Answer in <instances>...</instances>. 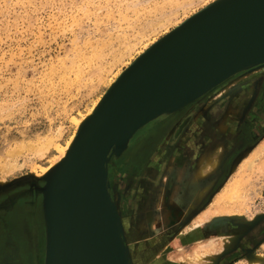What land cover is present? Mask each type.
<instances>
[{
	"label": "rangeland",
	"instance_id": "374dc122",
	"mask_svg": "<svg viewBox=\"0 0 264 264\" xmlns=\"http://www.w3.org/2000/svg\"><path fill=\"white\" fill-rule=\"evenodd\" d=\"M179 1L0 0V168L14 163L12 169L6 172L0 169V196L7 192L1 198L0 205L13 191L10 190L15 183L17 187H24L15 190L22 192L20 195L30 193L26 189L27 184L19 183L21 179L30 177L32 181L42 183L39 180L41 177H36L34 172L38 165H48L57 155L52 144H64L69 139L75 130L72 118L89 111L110 80L137 56L143 45L161 38L184 17L201 10L213 0H196L163 26H155L176 6L173 2L180 3L182 0ZM146 26H154L156 31L138 39L139 31L148 29ZM125 43H134V49L123 58L124 61L115 64L114 54L123 51ZM194 102L152 124L121 156L111 158L108 163V178L118 196V211L128 234V247L134 252L133 258H130L131 264H191L189 259L195 252L216 258L215 264H234L239 260L248 264L251 253L264 259V234L256 232L264 228V175L257 168L264 160V152L257 165L255 163L254 167L246 170V207L240 214L224 216L223 210H216L211 205L215 193L225 183L223 181L212 190L224 154L222 142L215 146L216 143L208 140L207 135L203 137L210 146H202L201 149H215V155L220 156L219 165L208 175L207 180L211 181V185L197 200L192 211L185 212L187 205L169 203L175 176L171 168L173 163L170 162L171 167L168 166L169 157L174 149L176 151L182 146L181 141L189 132L194 118L185 131L176 129L177 132L171 131L168 136L167 133L176 125L171 117ZM225 117L222 119L225 124L234 121L231 119L233 116L229 119ZM215 123L214 127L217 125ZM152 128L154 130L150 134ZM49 136L55 141L42 155L43 158H39L31 150L32 146ZM256 147L245 148L226 178L234 175L239 160L248 158ZM191 149L186 159L190 164L195 159L194 146ZM155 186H161L157 193ZM7 187L10 188L2 192ZM35 196L41 204L40 194ZM17 199L13 204L0 208L14 206ZM160 216H166V221H160L158 226L156 220ZM42 225L44 229L43 221ZM190 231H194V234L197 232L199 236L194 238V243L182 242ZM227 235L234 236L232 244L228 239V247L222 239ZM44 241L45 236L38 264H43ZM9 243L2 255L11 252V256L7 259L0 255V264H22V254L18 251L20 258H16L12 251H16L17 246ZM226 258L230 259L226 262ZM194 264L208 263L202 259L194 261Z\"/></svg>",
	"mask_w": 264,
	"mask_h": 264
},
{
	"label": "water",
	"instance_id": "95a60500",
	"mask_svg": "<svg viewBox=\"0 0 264 264\" xmlns=\"http://www.w3.org/2000/svg\"><path fill=\"white\" fill-rule=\"evenodd\" d=\"M263 64L264 0H217L152 45L110 89L46 189L43 264H131L107 193L108 163L129 144L114 143Z\"/></svg>",
	"mask_w": 264,
	"mask_h": 264
},
{
	"label": "bare ground",
	"instance_id": "6f19581e",
	"mask_svg": "<svg viewBox=\"0 0 264 264\" xmlns=\"http://www.w3.org/2000/svg\"><path fill=\"white\" fill-rule=\"evenodd\" d=\"M195 1L196 0H182L180 3L173 2V4L176 3V6L173 7V10L169 14H165L161 18V21L160 22L158 20L159 25H156L157 23L154 24V25L155 26H161V25L163 26L166 22L170 21L172 19V17H174L175 15H177V13L180 12V10L181 11L184 10V8L186 6L188 8V6H189L190 3L191 4L192 3H196L199 0H197L196 2ZM216 1L217 0H213L211 2H208L201 10H203V9L207 8L208 6L214 4ZM221 1L222 2H227L229 0H221ZM199 11L200 10H198V11L192 13V14L188 11L191 15L190 16H187V14H186L187 17L186 18L184 17V19L182 21H180V23L176 24L175 27L173 29H171L168 33L172 32L175 28L179 27L181 24H183L186 21H188L189 19H191ZM146 27L148 28V26H146ZM154 30L156 31V29H155L154 26H151L148 29H144L143 31H139L138 30L139 32H141L139 34V38L138 39H142L145 36V34L148 35V33L152 32V31L154 32ZM168 33L164 34L161 38H163ZM161 38L154 39L153 41L151 40L152 42L150 41L151 42L150 44L147 43L145 46L143 45L144 48L143 49L141 48V51H138L139 53L137 54V56H135L133 58V60H131L122 70H120L119 72L117 71L118 73L114 76V78L112 79V81L110 80L109 85L104 90V92L100 95V97H97L98 99L93 103V105L91 104V107L89 108V111L86 112L85 114L79 115V117L74 116L72 118V121L71 122L74 124L75 130H73L74 132L72 133V135H70L69 139L64 144H60V143H57V142L56 143H53V141H55V140L49 136V138H44V139L38 140L37 143L32 146V149L31 150H34L33 152H35L37 154V156H39V158H43L42 155L50 149L49 147H50V145L52 143H53L52 144V148L57 153V155L53 159L50 160V163L48 165H46V166L38 165V169L37 170L34 169L35 170L34 175L36 177H38V178L39 177H44V180L42 181V183L40 182V184H39V183H37L35 181H32V179H30V177L29 178H23V179L20 180L21 183L27 184V186H28V187H26L27 191H29L30 193H35L34 195H39L40 194V196L42 197L41 198V204H39L40 207H39L38 211L41 210V216L42 217L39 216V219H42L43 224H44V217H43V215H44V210H45L43 208L44 205H45V202H43V197L46 196V194H45L46 189L51 184L52 179L54 178L55 174L60 170V168L62 167V165L64 164V162H66L68 156L70 155V153L72 152V150L74 149V147L76 146V144L78 143V141L80 140V138L82 136V133L84 132V130L87 127V125L89 124V122L92 120V118H94V116L99 112V110L101 109V107L105 103V101H106V99L108 97V94H109L110 89L114 86V84H116V82L122 77V75L128 70V68L130 66H132L137 60H139L150 49V47L152 45L156 44ZM130 42H132V41H129L128 43H130ZM132 44L133 45L126 44L123 51L120 52V50H119V52H120L119 54H116V55L114 54V57H113L114 60H113V62L115 64L120 63L126 55H128V54H130L132 52V50L134 49V43H132ZM262 66H264V64ZM221 91H222V89H221ZM205 105H206V103H205ZM234 111H236V109H231L230 108L228 114L231 115L232 113H234ZM225 113H226V111H225ZM199 116H201V115L199 114ZM199 116H196L195 119L193 120V122H191L192 125H191V127L189 129V132L187 133L186 137H184L182 139V141H181L182 147L180 146V149H176V151L174 149L173 150V154L169 157V161H168V166H170V167H171L170 162L173 163V166L171 168L173 169L174 175H175L174 176V182H173V188H172V192H171V197L169 198V203L171 202L172 204L179 206V201L180 200H183L184 197L188 198V201L186 203L187 207L185 208V212H186V210L187 211H192L194 209L195 204L198 203V201L201 199V197L205 193V190L209 187V185H211V181H208L207 180L208 179V175L211 174L215 170V168H217V166L220 163V156H216L215 155V153H216L217 150L212 149V148L211 149L209 148V149L202 150V152L200 154H199V152H200L199 151L198 152L199 155H198L197 159L194 161V163H191L190 164V162H188L186 160L187 157L190 155L189 150L191 149V147H190L191 146V143H193L196 140V136L194 134H195V131L197 130L196 128L198 127V123H195V120H196V122L197 121L199 122L200 119H196ZM163 117L164 116H162V115H157L156 117H152L151 119H148V121H144L143 123H140V125H136L137 127H133L134 128V129L132 128L133 131L128 134L131 137H129L128 135H126V136L120 138V140L116 141L114 143V150L117 147V145L120 144L121 142H128V144L130 145L134 140H136L146 130H148L149 127L151 128V125L152 124L155 125L156 122L158 123L159 121H162V118ZM230 124L229 125H228V123L225 124L224 123V120L219 121L218 124L216 125L217 126V133L219 131L220 133H222V132L228 133V135H230V136L233 135V133H234V130L233 129H234V126H235V122L234 121H231ZM135 131H137L136 132L137 135L135 136V134H136L135 133L133 135L135 137H133L132 134ZM169 134L170 133H168L167 136ZM218 145H219V142L215 146H218ZM256 145H257V147L254 149V152L248 158L246 157L245 159L239 160L240 163L238 165H236L237 168H236V172L234 173V175H232L230 177L228 176L229 178H226L225 179V183L215 193V196H214V198H213V200L211 202V205H213V207L216 210H223L224 211L223 213L225 214L224 216H226V215L227 216H235V215H238V214L241 213L242 210H244V207H246L245 206L246 200H245V193H244V186L248 182V177H247L246 170H247V168H251L253 165L255 166V163L257 165V162L259 161V158L261 157V155L264 152V140L261 143L256 144ZM255 146H251V148H253ZM27 148H28V144H27ZM219 148H220V146H219ZM218 150H220V149H218ZM111 151H112V149L110 150V152ZM12 164L14 166V163H12ZM12 164L9 163L7 166L2 167L0 169L1 170H4V171L5 170L12 169V167H13ZM257 168H258V172H262L261 174L264 175V160L261 161L258 164V167ZM160 187L161 186H155V188H154L155 192H156V190L159 191V189H161ZM8 189H9V187L3 189L2 192H5ZM107 191H108L107 192L108 193V197L110 199V206L112 205L111 207H114V208L118 209V204H119V202H118V196H117V194L115 192L114 186L112 187V189H108ZM21 193L22 192H20V191H13V192H11L6 199L4 198L5 201L1 203L0 207H3V206L5 207L7 205L13 204V202L15 201V199H17L20 196ZM202 215H204V213ZM160 221L164 223L166 221V216H163V217L160 216V218H157L156 223H158V226H160L159 225L160 224ZM153 225H154V223H153ZM0 226H1V224H0ZM122 226H123V228H122L123 237H124V240H125V245H126L127 250H128V255H129L130 258H133L132 253H134V252H133V250L130 247H128L129 244L127 243V239H126V235H128V234L125 232L123 222H122ZM193 226H194V224H193ZM1 227H0V229H2ZM8 231H7V234H6L7 235L6 241H7V243H9V242L12 243L13 242V236H12L13 233L11 234ZM10 231H12V229ZM1 232H2V230H1ZM15 232L17 233V231H15ZM44 236H45V228H44ZM194 237H195L194 236V231H190L188 233V235L185 236L184 240H182V242L194 243ZM175 238H177V237H175ZM219 239H220V237H219ZM222 239H223V244L228 247V245H229L228 244L229 243L228 242L229 241L228 239H230V244H232V242L234 240V236L233 235H227V236L222 237ZM44 245H45V243H44ZM203 246H207V245H203ZM209 247H211V246H209ZM222 247H223V245H222ZM16 248H15L16 251H12V252L15 254V257L16 258L17 257L20 258L19 253H18V246ZM220 250H218V251H220ZM223 250H227V249H223ZM3 256H6V258L9 259V257L11 256V252L9 254H7V255L6 254H3L1 257H3ZM208 256L205 253H202V252H195L193 254V257L191 259H189V260L191 261V264H194V261H198L199 262V260H202V259H206V261H207L208 264L209 263L210 264H215L216 263V258H209ZM260 256L259 255H253L251 253L250 255H248V260H249V263L248 264H263L264 263V259H263V257L260 258ZM134 258H136V257H134ZM43 260H44V251H43ZM234 264H243V263L239 260V261L235 262Z\"/></svg>",
	"mask_w": 264,
	"mask_h": 264
},
{
	"label": "flooded vegetation",
	"instance_id": "af4514ba",
	"mask_svg": "<svg viewBox=\"0 0 264 264\" xmlns=\"http://www.w3.org/2000/svg\"><path fill=\"white\" fill-rule=\"evenodd\" d=\"M260 68L263 69L260 71ZM241 100L242 103L239 104ZM230 108L236 109L237 113L228 114ZM196 116H199L196 119H200V121L196 122L195 120V123H198V130L194 134L196 140L190 146L191 148L194 146V161L198 157V152L201 153V146L208 144L203 136L207 135L208 140L213 143L217 144L220 141L223 144L224 159L218 167L219 174L216 179L214 178V182L216 181L212 188L214 191L220 183L225 181L231 167L236 164L243 151L245 152V148H251L264 139V66L254 67L234 75L204 97L197 99L192 105L182 109L171 117L176 125L168 133L176 129L185 131L190 121ZM225 116L228 119L233 116L231 119L235 122L234 133L231 136L219 131L218 134L215 128L217 126H213L216 124L215 122L218 124ZM153 130L154 128L149 133L151 134ZM157 131L155 132L157 133ZM156 133L154 138H156ZM174 141L177 140L174 138ZM13 187L10 191L24 189V187H17V183ZM6 194L3 193L0 200ZM34 196V193L20 195L14 206L8 209L0 208V224L2 226H0L2 228L0 229V232L2 230L0 233V255L6 248V234L9 230L8 232L13 233V243L18 246V251L22 254V264H38L43 246L44 229L42 219H39V216L42 217L41 210L38 211L39 202ZM11 229L12 231H10ZM256 232L259 235L264 234V228L259 233L258 230ZM8 248H10L9 245ZM229 259L226 258L225 261L227 262Z\"/></svg>",
	"mask_w": 264,
	"mask_h": 264
},
{
	"label": "crops",
	"instance_id": "0c3cea01",
	"mask_svg": "<svg viewBox=\"0 0 264 264\" xmlns=\"http://www.w3.org/2000/svg\"><path fill=\"white\" fill-rule=\"evenodd\" d=\"M234 113H237L236 111H234ZM235 119V118H234ZM207 145H209V144H207ZM206 145V146H207ZM187 199V200H186ZM187 201H188V198H186V197H184V199L183 200H180L179 201V205H185L186 206V203H187ZM183 211V210H182ZM183 213V212H182ZM194 238L196 239L197 238V236H199L198 234H197V232L194 234ZM194 239V240H195Z\"/></svg>",
	"mask_w": 264,
	"mask_h": 264
}]
</instances>
